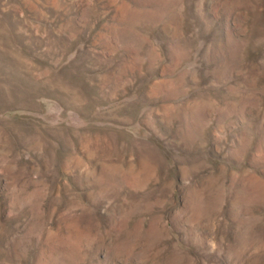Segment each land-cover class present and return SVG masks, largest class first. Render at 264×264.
<instances>
[{"label": "rangeland", "instance_id": "rangeland-1", "mask_svg": "<svg viewBox=\"0 0 264 264\" xmlns=\"http://www.w3.org/2000/svg\"><path fill=\"white\" fill-rule=\"evenodd\" d=\"M0 264H264V0H0Z\"/></svg>", "mask_w": 264, "mask_h": 264}]
</instances>
